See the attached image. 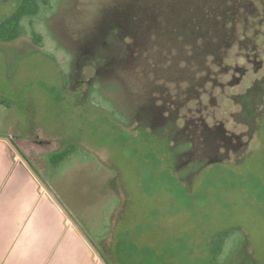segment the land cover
Returning <instances> with one entry per match:
<instances>
[{
  "label": "rangeland",
  "instance_id": "obj_1",
  "mask_svg": "<svg viewBox=\"0 0 264 264\" xmlns=\"http://www.w3.org/2000/svg\"><path fill=\"white\" fill-rule=\"evenodd\" d=\"M19 1L0 0V23ZM133 1L55 0L34 22L41 43L30 42L26 22L17 38L0 41V137L14 138V153L92 248H110L107 264H264V124L250 136L236 101L264 81V0H248L259 16L244 13L232 41L201 63L192 57L200 41L172 31L186 30L179 8L167 14L164 0ZM110 25L118 30L104 39ZM119 31L136 34V61L114 63L117 45L132 41ZM206 43L199 52L215 50ZM160 85L172 128L196 115L222 123L232 146L216 144L204 159L178 155L191 134L169 139L148 125L147 88L157 96ZM65 148L71 153L52 166ZM224 230L218 263L210 240Z\"/></svg>",
  "mask_w": 264,
  "mask_h": 264
},
{
  "label": "crops",
  "instance_id": "obj_2",
  "mask_svg": "<svg viewBox=\"0 0 264 264\" xmlns=\"http://www.w3.org/2000/svg\"><path fill=\"white\" fill-rule=\"evenodd\" d=\"M12 139L0 137V264H107Z\"/></svg>",
  "mask_w": 264,
  "mask_h": 264
},
{
  "label": "trees",
  "instance_id": "obj_3",
  "mask_svg": "<svg viewBox=\"0 0 264 264\" xmlns=\"http://www.w3.org/2000/svg\"><path fill=\"white\" fill-rule=\"evenodd\" d=\"M54 1L20 0L16 9L0 23V41H11L17 38L22 32L24 22H26L29 25L27 34L30 42L41 43L43 36L35 28L34 22L54 12ZM164 1L165 13L170 14L179 8L183 14L181 27L186 30L178 32L174 27L172 31L176 32V39L181 37V40L194 44H196L195 40L200 41L198 43L199 47L197 45L196 51L192 54V57L196 59V63H201L205 54L216 56L222 46H226L232 41L234 26L239 23L244 13L256 15V11L253 10L248 0H182L181 5L179 4L180 0ZM133 2L137 6L142 4L141 0ZM261 10L264 12L263 8ZM258 16L256 15V17ZM153 22L158 26L161 21L156 18ZM187 30H191V34L196 33L195 36L191 37L190 32H186ZM149 32L156 35V31L152 27ZM202 32L210 33L211 36L205 38ZM133 36L136 37V34L133 33ZM208 41H211L215 46V50L207 48L206 51L199 52L200 45L204 46ZM236 101L243 111V121L255 124L259 112L263 111L261 105L264 101V81L255 80L244 92L236 95ZM70 153V150L65 148L60 153L53 155L50 157L51 165L58 166ZM19 154L22 155L20 152ZM33 171L37 174L35 169ZM229 234V230H224L216 233L211 238L210 254L213 261L219 263L222 258Z\"/></svg>",
  "mask_w": 264,
  "mask_h": 264
},
{
  "label": "flooded vegetation",
  "instance_id": "obj_4",
  "mask_svg": "<svg viewBox=\"0 0 264 264\" xmlns=\"http://www.w3.org/2000/svg\"><path fill=\"white\" fill-rule=\"evenodd\" d=\"M109 29H106L105 31L106 33L104 32V37H103L104 39L108 31H113V30H116L117 28L114 25L112 26L110 25ZM119 32L124 33V34L131 33L130 31L129 32L119 31ZM131 34H132V41L130 43H127L126 46L123 44L124 47L121 44L117 45L116 48L118 49V53L116 55V58L114 59V63L118 61L120 62V65H121L123 64L122 62L129 63L132 59L133 61L134 60L136 61L137 59L140 58V54L138 52L141 49V46L136 43L137 40L135 36H133V32ZM104 39L103 40L101 39V41L103 42L104 45H107ZM102 61H104L103 58H102ZM149 87L150 88H147V91L149 94L148 95L149 97L148 105L150 106L151 111H149L150 118H149L148 125L151 128V130L153 126H154L153 130H156L157 128H159L157 130L162 129L163 134L166 135L169 139H171L172 134L176 135L179 139L180 138L182 139L183 137H186L188 134H191L190 139L188 137L185 139V142H187L190 147L185 149V151H182L178 155L182 156L185 154H189L191 157L190 159H193V160L204 159L208 156H211L210 152H215L214 149H215L216 144L223 145L225 149L227 150L229 149L228 147L232 146L230 144L232 135L227 134L223 130L222 123L210 125L204 121H199V116H196V115H195L196 117L193 116L192 118H190L189 122L187 123L186 122L185 123L182 122L180 124L175 123L174 127L172 128V124H169L168 122H166L168 115L165 113L167 111V106H166L167 103H166V95H165L164 88L160 85L158 87V95L156 96L155 94L157 92L156 87L155 86H149ZM155 98H159L158 99L159 102H155ZM177 100L179 99L176 98L175 103L177 102ZM178 102H181V101H178ZM146 106L147 104L144 103L143 105H140V108L146 107ZM239 113L242 116L243 111L240 106H239ZM176 118L179 119V116L176 115L175 119ZM256 119H257V122L255 124H250V123L243 121L244 122L243 124H245L246 126L247 133L250 136L253 132H257L262 122H263L262 124H264V112L260 111ZM163 121L165 122L163 123ZM236 137L237 136H235V138Z\"/></svg>",
  "mask_w": 264,
  "mask_h": 264
}]
</instances>
